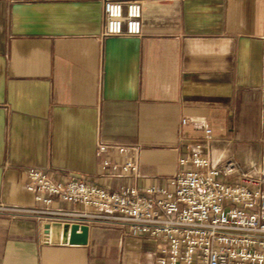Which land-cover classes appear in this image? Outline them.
Wrapping results in <instances>:
<instances>
[{
  "label": "crops",
  "instance_id": "0c3cea01",
  "mask_svg": "<svg viewBox=\"0 0 264 264\" xmlns=\"http://www.w3.org/2000/svg\"><path fill=\"white\" fill-rule=\"evenodd\" d=\"M116 1L140 3L139 36L101 38V0H0V208L8 209L0 211V264H157L160 256L159 242L124 235L96 209L37 203L28 168L109 191L162 186L201 144L193 121L211 129L201 151L212 166L227 161L219 141L250 114L260 132L264 0ZM97 140L138 145L139 177L101 170ZM244 156L241 165L257 161ZM51 221L87 225L86 245L45 241Z\"/></svg>",
  "mask_w": 264,
  "mask_h": 264
},
{
  "label": "built area",
  "instance_id": "2783aa9c",
  "mask_svg": "<svg viewBox=\"0 0 264 264\" xmlns=\"http://www.w3.org/2000/svg\"><path fill=\"white\" fill-rule=\"evenodd\" d=\"M101 4V38L140 35L138 1L123 4L101 0ZM191 124L202 129L201 144L179 159L183 170L162 186H123L109 191L76 179L54 182L44 171L28 168L26 189L45 207L58 200L96 209L124 235L159 242L157 264H264V87L258 161L241 165L227 160L212 166L207 152L201 151L208 149L211 129L201 121ZM96 147L101 170L119 177H139L138 145L97 140ZM109 150L124 158L122 164L108 160L105 155ZM11 210L20 214H65L44 209Z\"/></svg>",
  "mask_w": 264,
  "mask_h": 264
},
{
  "label": "rangeland",
  "instance_id": "374dc122",
  "mask_svg": "<svg viewBox=\"0 0 264 264\" xmlns=\"http://www.w3.org/2000/svg\"><path fill=\"white\" fill-rule=\"evenodd\" d=\"M257 124L258 121L255 115L250 114L243 122V126L238 130L236 136L230 134L219 141L220 146L228 147L229 155L226 160L242 164L246 159L245 153L254 155L255 157H253L257 161L260 159L262 137L260 132H258Z\"/></svg>",
  "mask_w": 264,
  "mask_h": 264
},
{
  "label": "water",
  "instance_id": "95a60500",
  "mask_svg": "<svg viewBox=\"0 0 264 264\" xmlns=\"http://www.w3.org/2000/svg\"><path fill=\"white\" fill-rule=\"evenodd\" d=\"M44 240L50 244L68 243L86 245L88 226L84 224L51 221L42 226Z\"/></svg>",
  "mask_w": 264,
  "mask_h": 264
}]
</instances>
